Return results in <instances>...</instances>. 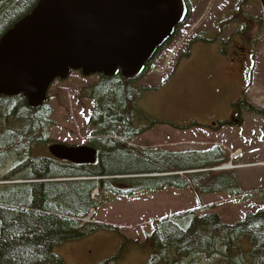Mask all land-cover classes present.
Here are the masks:
<instances>
[{
  "label": "trees",
  "instance_id": "trees-1",
  "mask_svg": "<svg viewBox=\"0 0 264 264\" xmlns=\"http://www.w3.org/2000/svg\"><path fill=\"white\" fill-rule=\"evenodd\" d=\"M40 1L0 0V40ZM186 1L190 9L191 0ZM249 19L252 26L256 20ZM225 26H221L220 36ZM137 81L121 73L99 76L82 90L81 96L94 104L88 126L95 130L89 132L88 144L98 152L95 165H73L50 155L55 122L49 104L32 109L23 95L0 97V165L12 159L11 154L28 151V157L24 154L16 163L20 167L14 169V173L26 169L23 179L8 175L0 180V184L22 181L0 185V264H55L53 259L64 264L55 248L102 230L120 234L117 228L85 222L101 206L99 197L92 199L96 190L100 197L107 193L132 197L167 188H191L198 195H244L235 171H212L230 162L220 146L205 153L138 151L128 146L144 130L138 125L153 129L157 124L148 123L145 94L151 89L138 88ZM40 148L47 152L36 154ZM262 195V208L235 225L223 223L214 212L199 216L201 212L189 211L155 222L145 244L133 243L141 248L151 246L149 264H264V192ZM119 262L114 256L101 264Z\"/></svg>",
  "mask_w": 264,
  "mask_h": 264
},
{
  "label": "rangeland",
  "instance_id": "rangeland-1",
  "mask_svg": "<svg viewBox=\"0 0 264 264\" xmlns=\"http://www.w3.org/2000/svg\"><path fill=\"white\" fill-rule=\"evenodd\" d=\"M190 6L192 10L188 23L180 29L172 43L163 48L150 64L149 70L137 81L138 88L151 89L145 94L149 106L148 123L157 124L153 129L138 125L144 130L134 142L128 143V146L138 151L159 150L176 153L205 152L213 148L216 143H220L225 146L223 148L228 152L230 159L233 154L242 157L234 164L236 168L232 171L236 172L239 187L248 194V197L232 199L226 194L198 196L191 188L139 192L133 197L102 194L99 197L101 206L96 210L94 219L90 223L117 228L120 234L102 230L91 237L55 248V254L62 257L64 264H101L113 259L114 256L119 257V264H149L151 246L146 245L141 248L138 243L133 242L145 244L146 237L153 233V224L157 221L186 211L200 210L204 212L199 216L215 212L223 223L235 225L248 213L262 208L264 129L260 127L264 125V121L253 117L252 114L243 113L244 125L240 128L234 123L216 130L199 127L184 131L174 128L190 126L208 117L210 122L228 121L231 115L230 104L239 97L234 99L236 95H233L227 82L224 81L223 86L216 87L212 79L207 81L201 75L203 72L206 73L214 62L220 61L218 57L212 55L214 51L212 47L215 44L212 41L217 37V33L219 35L224 24L226 26L223 35L226 34L228 37L234 31L232 26H236L239 22V18L233 16L236 6H242L245 13L257 17L260 21V24L252 28V34L259 42L256 43L255 56L257 70L254 83L246 93L251 104L264 108V101H259L264 97V3L261 0H191ZM251 16L249 18H253ZM201 31L208 34H199ZM196 36L200 38L188 48V44ZM187 48L190 55L185 58L191 57L190 61H187L190 66L182 68L176 77L171 78L173 69ZM96 81V76L84 77L81 73H73L67 81H58L52 85L48 104L54 111L52 120L55 125L50 132V139L54 142L70 146L88 145L91 136L89 132L95 130L88 126L94 104L91 100L82 97L81 92ZM171 83H173L172 88L164 92L162 90L164 84L167 87ZM200 84H203L201 89L197 87ZM158 87L160 88L157 89ZM153 90L158 95L152 93ZM166 95L171 96L169 102ZM212 97L217 98L212 101ZM196 103L198 105L211 103V105L209 104L201 115L190 116L185 112V108L195 106ZM164 110L167 112L166 115ZM116 140L121 141L117 138ZM27 152L25 150L13 153L10 155L12 159L3 162V166L0 165V180H5L8 175L11 178L18 176L23 179L22 174H13L12 171L17 167L18 160ZM46 152V149L40 148L35 153ZM7 184L2 181L0 185ZM209 206H213L214 209H210ZM52 261L61 264L57 259Z\"/></svg>",
  "mask_w": 264,
  "mask_h": 264
},
{
  "label": "water",
  "instance_id": "water-1",
  "mask_svg": "<svg viewBox=\"0 0 264 264\" xmlns=\"http://www.w3.org/2000/svg\"><path fill=\"white\" fill-rule=\"evenodd\" d=\"M188 14L186 0H41L0 40V97L23 95L36 109L74 72L139 79ZM49 151L78 165L97 161L84 146Z\"/></svg>",
  "mask_w": 264,
  "mask_h": 264
},
{
  "label": "flooded vegetation",
  "instance_id": "flooded-vegetation-1",
  "mask_svg": "<svg viewBox=\"0 0 264 264\" xmlns=\"http://www.w3.org/2000/svg\"><path fill=\"white\" fill-rule=\"evenodd\" d=\"M232 9H230V12ZM233 16L239 18L238 24L236 26H232V29H234V31L228 37L226 36V34L220 36V32H219V35L217 33V37L212 41L213 43H215L212 47V50H214L212 51V55L218 57L220 61L214 62L209 67L208 71L206 73L203 72L201 75V77L205 78L207 81L209 79H212L214 81L213 83L216 84V87L223 86L224 81L227 82L228 87L232 91L233 95H236L234 99H237L239 97V99L234 101V103L230 104L231 115H229L228 121L210 122V117H208L204 121L195 122L193 125L185 126L182 128H176V129H196L199 127H201V129H205V128L222 129V127H224L222 123L223 124L234 123L236 126L240 128L243 127L244 125L243 113L252 114L254 115L253 117H256L264 121V108L262 106L251 104L249 99L247 98V93H246L247 90L250 89L254 83L256 70H257L255 56H256V43L259 42L253 36L252 28L257 24H260V21L258 20L257 17L245 13V10L242 8V6L241 7L236 6V10L234 11ZM250 16L256 20L255 22H253L252 26L249 25ZM212 33L213 31H211V34ZM198 38H199L198 36L195 37L196 40H198ZM188 55H190L189 51L183 57L181 56L179 58L175 68L172 71V74L170 76L171 78L176 77L178 72L181 71L182 68H188V66H190L187 61H190L191 57L187 58V60L185 58ZM172 86L173 83H171L167 87L164 84V87L162 89L164 92H166L167 90L172 88ZM202 86L203 84H200L197 87L201 89ZM161 91L162 90H160V92ZM186 91H184L183 93L185 94ZM166 98H168L167 100L169 102L171 96L166 95ZM214 98L217 97H212V101ZM243 100L244 102L242 104L241 101ZM259 101H264V97ZM209 104L211 105V103H206V104L202 103L200 105L196 103L195 106L185 105L187 107L185 108V112L189 113L190 116H194L195 114L201 115L209 107ZM256 106L258 108H256ZM248 108L249 109L252 108L254 109V111L250 112ZM168 112L170 113V111ZM164 114L166 115L167 112L164 111ZM260 129H264V125H262ZM23 171L25 172L26 169L25 170L23 169ZM23 171H20L19 173L16 174H22L24 177Z\"/></svg>",
  "mask_w": 264,
  "mask_h": 264
},
{
  "label": "bare ground",
  "instance_id": "bare-ground-1",
  "mask_svg": "<svg viewBox=\"0 0 264 264\" xmlns=\"http://www.w3.org/2000/svg\"><path fill=\"white\" fill-rule=\"evenodd\" d=\"M17 167H20L19 165L17 166ZM16 168V167H15ZM12 173L14 174V170L12 171ZM17 173H19V172H17ZM16 174V173H15ZM154 176H159V175H154Z\"/></svg>",
  "mask_w": 264,
  "mask_h": 264
}]
</instances>
